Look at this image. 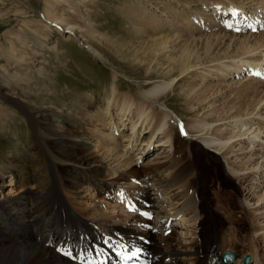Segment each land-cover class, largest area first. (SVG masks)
Instances as JSON below:
<instances>
[{
    "label": "bare ground",
    "instance_id": "bare-ground-1",
    "mask_svg": "<svg viewBox=\"0 0 264 264\" xmlns=\"http://www.w3.org/2000/svg\"><path fill=\"white\" fill-rule=\"evenodd\" d=\"M185 1L188 0H171L173 7L177 9L175 14L179 15V27L175 24L171 27V21H168L165 34H162V27H153L149 32L163 47L156 49L152 56L157 60L156 68L159 71H151V64L144 70L145 73L152 72L150 74L153 76L162 78V81L135 95L134 98L140 101L135 106L132 104L134 98L130 95L122 94L119 99L114 97V89L109 92L106 89L105 97H93L94 103L96 101L105 107L91 110L93 105L82 106L77 113L65 114L81 125L80 129L71 130L65 137L60 124L56 129V122H49V114L45 108L32 105L37 114L41 113L38 116L28 108V102L19 99L16 101L26 111L27 128L33 130L29 137V150L32 152L23 162H16V167L20 173L28 172L35 161L36 167L31 169L32 184L25 187L26 197L22 193L14 197L21 202L26 201L23 218L19 220L17 213L13 212L18 207L13 205H10L12 210L7 215L5 211V214L0 212V225L11 236L0 234V264H76L59 256L56 248L68 246L80 253L92 249L95 244H109L110 236L140 243V238L145 235L150 238L147 247L151 253L161 256L154 264H166L162 260L167 258L172 261L170 264L174 261L176 264H209L205 258H209L208 253L214 244L219 245L221 252L231 250L235 253V261L231 264H241L248 252L256 260L255 264H260L259 259L264 264V250L257 245L259 240L264 239V227L257 224L263 218L261 214H264V199H261L264 192L258 195V199H253L255 197L250 192L254 184L264 187V180L256 182L250 178L258 172L264 175V82L244 78L237 86L228 83L231 75L233 77L239 70L253 65L251 59L256 60L258 56L264 58V32L241 36L230 34L212 20L211 11L206 14L203 10V7L205 9L211 4H219L213 8L222 11L235 4L245 10H258L264 18V0H248L251 7L231 0ZM186 11L189 12L185 13ZM44 18L52 26L61 27L60 21H51L48 16ZM151 19L148 20L150 24ZM218 30L224 33L212 32ZM61 32L70 35L76 33L75 28L68 24L64 29L61 28ZM167 33L171 36H167ZM87 45L88 49L93 50ZM181 81L186 83V89L180 91L178 97L184 96L186 113L192 118L178 124L177 115L167 107L165 98ZM201 81L209 83L201 85ZM112 97L113 102L121 105L120 107L115 108L111 104ZM244 101L248 102L241 103ZM114 112L118 123H115ZM93 123H98L97 131L93 128ZM106 126L111 135L103 137ZM175 126L177 137H180L178 132H183L185 139L176 140ZM118 127L122 128L120 132ZM126 128L129 131L127 137L123 135ZM190 133L193 137L189 136ZM115 134L120 138L115 137ZM146 134L149 136L145 137ZM118 139H123L122 142L127 145L124 144L120 149L118 143L114 147L107 144L109 141L117 142ZM188 139L190 140L187 142ZM183 141L189 144L188 153L194 161H190V165H206L211 170L204 180L192 174L195 179L204 182L205 187L216 184L244 192L242 197L246 206L253 203V200L259 203L255 208L250 205L251 213L250 208L246 209L254 220V225L236 218L233 221L223 220L210 216L203 210L204 205L199 202L200 194L188 189L189 167L180 162ZM149 145L158 146L157 152L162 150L166 158L171 157V178L169 166L164 162H155L157 165L141 174L139 172L145 168H135L134 161L130 163L123 156L126 155L123 154L124 150L128 153L129 150H142ZM82 150L88 153L87 156L83 155ZM221 159L231 176L239 181L241 191L223 171L219 163ZM105 163L106 166H111V170L123 169L114 171L122 173L121 177H112L106 181L103 180L105 176L92 169ZM240 168L243 170H239ZM84 170L88 176L83 173ZM245 176L253 183L250 187H244ZM137 181L139 186L136 185ZM113 185H116V190ZM149 187L156 191L147 196ZM159 189L169 195L171 205H167V209L162 203L154 201L153 195ZM215 189L216 186L210 189L212 206L225 216L230 208L226 210L225 206L217 203ZM119 191H125L138 200L149 203V209L155 214L152 223L155 229L160 220L174 219L171 226L174 237L164 238L161 233L147 232L143 225L149 222L143 221L136 214H128L117 202H109L106 196L114 199ZM221 191L223 190H220V199L223 198ZM94 194L100 196L99 200H96ZM157 195L161 197L160 192ZM4 196L13 197L9 193H4ZM162 198L163 196L159 199ZM227 198V201L232 199ZM238 204L243 208L240 200ZM0 205L5 207L6 199H0ZM19 221L24 226L16 224ZM191 227L196 231L193 237L185 231ZM191 232L193 234V230Z\"/></svg>",
    "mask_w": 264,
    "mask_h": 264
},
{
    "label": "rangeland",
    "instance_id": "rangeland-1",
    "mask_svg": "<svg viewBox=\"0 0 264 264\" xmlns=\"http://www.w3.org/2000/svg\"><path fill=\"white\" fill-rule=\"evenodd\" d=\"M193 1L188 0L185 2L193 3ZM231 1L249 4L248 7L252 6L250 2H247L248 0ZM169 3H171V0H0V199H6V206L0 205V208H2L0 212L4 214L6 212L7 215L9 210H12L10 205H13L18 207L13 212L17 213L19 220L23 218L26 201L21 202L14 197L21 193L25 196V187L32 184L31 169L36 167V161L33 163L32 168L25 173H20L16 167V162H23L32 152L29 150L31 149L29 137L33 134V130L31 131L27 128L25 109L18 105L16 101L19 99L28 102V108L35 113L36 111L32 109V105L37 108H45L49 114V122H56V129H58L60 124L63 128V135L66 137L71 130L77 131L80 129L81 125L76 120L67 118L65 114L77 113V110H80L82 106L91 107L93 105L91 110L105 107L103 104L96 103V101L94 103L95 98L93 97H105L107 92L114 89V97L116 98L120 99L122 94L130 95L134 98L135 95L149 89L153 84L162 81V78H157V76L150 74L152 72L145 73L144 68L151 64V71H159L156 68L157 60L152 56L156 49L163 47V44L152 37L149 33L151 28H163L162 34H165L168 21H171V27L173 24L177 27L180 26L177 23L179 15L175 14L177 9L173 7L172 3L171 6ZM165 4L168 5L166 6ZM197 7L199 8V6ZM188 12L186 11L185 13ZM161 13L165 14V17ZM46 16L51 21H60L61 27L52 26L44 18ZM142 16L144 19L141 18ZM149 19H151L152 25L148 22ZM66 24L75 28L76 33L72 35L62 33L61 28L64 29ZM212 32L216 34L224 33L222 30ZM208 33L210 34L211 32ZM167 36H171V34L167 33ZM192 38L191 36L190 39ZM87 44L93 50L88 49L86 47L88 46ZM160 63L162 62L160 61ZM238 82L239 80L233 81L232 79L228 81L230 84L233 83V86H237ZM204 83L208 84L209 82H200L201 85H205ZM185 85L184 81L179 82L175 90L169 91L165 98L167 107L177 115L178 124H180V121L186 122L192 118L186 113L183 101L184 96L178 97V93L186 89ZM106 89L107 92L105 93ZM139 102V99L134 98L132 104L135 106ZM246 102L248 101L241 103ZM111 104L115 108L121 106L113 102V97ZM40 114L36 113L38 116ZM92 116L95 119V115L92 114ZM114 117L116 123L115 112ZM169 124L171 125V120ZM106 127L109 129L108 126ZM106 127L105 131L103 130V137L111 135L110 129L108 130ZM93 128L97 131L98 123H93ZM118 129L120 132L122 128L118 127ZM128 133L129 131L126 128L123 135L125 134L126 136ZM174 133V137L178 141L186 138L183 132H178L181 138L177 137V126L174 128ZM148 136L147 134L145 135V137ZM189 136L193 137V134L190 133ZM115 137L120 138L117 134H115ZM122 141L119 139L117 142L109 141L107 144H111L114 147L118 143L120 149H122V146L126 144V142ZM181 144L183 152L180 155V162L189 167L188 171L190 173L188 189L200 194H198L199 202L204 205L203 210L210 216H217L223 220H245L247 224L254 225L255 222L250 214L246 212V209H251V204L255 208L256 204L259 205V203L253 200V203L246 206L242 197L244 192L234 191L229 186L212 184L205 187L204 182L195 179L192 174L198 175L202 177L201 180H204V177L206 178L211 173L210 167L206 165L200 167L190 165V161H193V159L188 153L189 144L184 141ZM152 146L149 145L148 148L134 152L129 150L128 153H125L124 150L123 154L126 155L123 156L130 163L134 161L133 165L135 168H145L139 172L141 174L145 173L153 165H157L155 162H164L165 165L169 166L168 173L171 178V157L168 156L166 158V154L162 150L157 152L159 150L158 146ZM82 153L84 156L88 154L85 150H82ZM223 162L222 159L219 161L223 171L229 175L231 181L233 180L237 186L236 188L241 191L242 188L239 181L231 176L230 170L227 169L226 164H223ZM115 164L114 166H116ZM92 169L96 173L105 176L103 180L106 181L111 180L112 177H121L122 174L114 172L117 168L111 170V166H106V163ZM239 170L243 169L240 168ZM83 173L87 175L85 170ZM250 178L258 182L264 180V175L262 176L258 172L257 174H252ZM245 179L243 181L245 182L244 187H250L253 184L251 183L252 181L247 176H245ZM248 181L249 183H247ZM115 184L117 185V183ZM116 185H113L115 190L117 189L115 188ZM214 186L217 189H215L217 203L225 206L226 210L230 208L226 211L227 214L225 216L212 206L210 189ZM220 190H223L221 191L222 199H220ZM250 190L255 197L253 199H258V195L263 194L264 187L263 185L254 184V187L251 186ZM155 191L149 187L146 195L148 196V193L153 194ZM159 192L161 197L163 196L162 199H159L161 197L157 195ZM4 193H9L13 197H9L10 199L6 198ZM157 194L153 195L154 201L162 203L165 208L167 205H171L169 195H166L160 189ZM94 196L95 198L97 197L96 200H99L100 196L98 197L97 194H94ZM227 197L229 199L232 198L231 201H227ZM106 198L109 202H114V199H110V196H106ZM261 199L263 200L264 197ZM238 200L243 203V208L239 207ZM104 202L108 203L107 200H104ZM233 202L235 203L233 204ZM28 208L30 213H32L31 207L28 206ZM170 208L171 206L168 207V209ZM231 208H233V214H231ZM200 210L202 209L200 208ZM249 212L251 213L252 209ZM261 217L263 218L257 224L259 227H264L262 225L264 223V214H261ZM16 224L24 226L21 221ZM192 228L194 227L188 229L189 231H185L193 237L196 231L194 232ZM158 233L163 235V229ZM0 234L11 238L1 225ZM166 237L173 238L174 232L164 238ZM261 242H264V239L259 240L257 245L264 250V247H261L264 246V243ZM167 260L163 259L162 263H172L169 258ZM173 264H176V262L174 261Z\"/></svg>",
    "mask_w": 264,
    "mask_h": 264
}]
</instances>
